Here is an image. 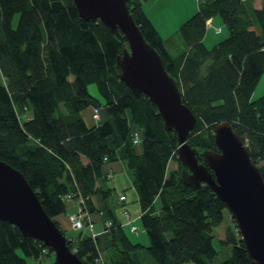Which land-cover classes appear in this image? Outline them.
Returning a JSON list of instances; mask_svg holds the SVG:
<instances>
[{"label":"trees","instance_id":"obj_1","mask_svg":"<svg viewBox=\"0 0 264 264\" xmlns=\"http://www.w3.org/2000/svg\"><path fill=\"white\" fill-rule=\"evenodd\" d=\"M146 1L129 0L130 12L198 117L188 143L200 156L218 151L214 127L228 121L264 179V95L253 99L264 73V7L252 14L245 0H199L180 27L189 50L173 58ZM217 16L229 33L209 48L207 22ZM126 48L124 34L82 18L74 0H0V159L23 174L65 236L58 221L68 212L65 197L80 194L89 215H101L94 199L102 198L113 223L107 260L92 236H66L85 264H140L142 251L157 264H208L219 254L214 230L229 211L210 187L185 184L177 133L146 94L136 95L120 77L118 57ZM92 83L103 100L90 93ZM91 107L107 118L89 123L82 113ZM115 163L132 173L149 246L133 242L117 220V192L106 186ZM219 242L232 246L221 264H252L232 217ZM48 253L42 242L1 223L0 264H29Z\"/></svg>","mask_w":264,"mask_h":264},{"label":"water","instance_id":"obj_2","mask_svg":"<svg viewBox=\"0 0 264 264\" xmlns=\"http://www.w3.org/2000/svg\"><path fill=\"white\" fill-rule=\"evenodd\" d=\"M86 20H101L114 34H124L128 48L118 57L121 79L136 94L156 104L168 130L178 137V157L187 186L210 187L235 221L252 264H264V179L249 151L228 121L214 127L218 151L199 152L188 143L198 117L183 102L177 80L159 52L146 40L131 15L129 0H74ZM201 157L202 162H200ZM17 227L25 237L42 242L55 254V264H85L47 214L23 174L0 159V225Z\"/></svg>","mask_w":264,"mask_h":264},{"label":"crops","instance_id":"obj_3","mask_svg":"<svg viewBox=\"0 0 264 264\" xmlns=\"http://www.w3.org/2000/svg\"><path fill=\"white\" fill-rule=\"evenodd\" d=\"M149 1H146L144 3V8L147 14H148L147 6L149 5ZM245 3L247 4V7L252 14L255 12L256 9H260L264 7V0H245ZM198 5H199V0H197V4L195 2H192L191 4H187L185 1H181V0H151V14H152L151 20L153 21L154 25L156 26V28L159 30L162 37L164 38L165 46L169 54L173 58L179 57L180 55H182L183 53L189 50V46L187 45V43L185 42L181 34L180 27L184 21H186L195 11L198 10ZM155 7L156 9H154ZM156 18L158 20V25H157ZM220 19L221 18H218L217 16V17H214L208 20L207 32L205 36L206 45H207L206 43L207 39L212 38V35H213L212 32L217 34L219 33L217 32V29H220V31H222V27L224 26L225 28V24L223 23V21L221 22ZM221 23H223L224 25L223 24L221 25ZM217 42L219 41H216V43ZM113 169L115 170V174L112 179L114 181L110 182V186L108 187L114 188L117 192L114 205L116 206V209H121L122 211L128 210L126 207L129 203V199L130 198L136 199L135 202L139 204V210L137 211L138 215L134 214L133 219H136V220L134 221L133 225H135V223L138 220V217L142 214V209H141V206L138 200L139 199L138 194L135 188L133 187L132 178L130 177V175L127 174V177L129 179V185H130V186L128 185L127 186L128 188H133V190H135L134 197H130V195L127 194V192H125V189L123 190L118 187L119 186L118 180L121 181L122 179L123 180L125 179L124 177H121V175L124 174V172H126L127 170L126 167L122 163H115L113 165ZM117 176H119L118 180L116 179ZM121 194H125L127 197V201L125 203H120L119 198ZM94 201H95L96 207L99 210L104 212L105 203L102 200V198L99 196L95 197ZM77 207H78L77 203L75 202H71L69 204V208L67 210L68 212L66 213L67 220H68L69 214L77 211ZM105 213L107 215L106 211ZM116 213H117V210L115 214ZM90 216H91V224H87L86 227L82 231L84 232L85 230L84 235H89L92 237H93V234L99 235L97 238L93 237V239L97 241L100 256L103 259L107 260V257L109 256V252L111 250L110 249L111 243L109 241V236H108L109 233H103L105 216L98 215V214H94ZM122 216L123 218L120 219V217L116 214L117 220L119 221L121 225L124 226V229L130 228L131 227L130 225L128 226L125 225L126 219L123 213H122ZM58 221L61 224L62 229L64 231L66 230L68 231L69 229H72L69 220L68 222H66L62 219V217H60ZM90 225H92V228L90 227ZM106 254L108 255L105 256Z\"/></svg>","mask_w":264,"mask_h":264},{"label":"rangeland","instance_id":"obj_4","mask_svg":"<svg viewBox=\"0 0 264 264\" xmlns=\"http://www.w3.org/2000/svg\"><path fill=\"white\" fill-rule=\"evenodd\" d=\"M149 1V0H148ZM181 1H185L187 4H191L192 2H195L197 4V0H181ZM154 2V1H153ZM147 6V5H146ZM149 6V7H148ZM147 6L148 8V16L151 18V0L149 1V5ZM156 9V7L154 8ZM158 13V12H157ZM196 13V11L194 12ZM193 13V14H194ZM192 14V15H193ZM191 15V16H192ZM190 16V17H191ZM220 18V17H218ZM221 22H222V19H220ZM156 21H157V25H158V20L156 18ZM223 23H221L222 25ZM224 25V24H223ZM222 27V26H221ZM219 30V29H217ZM213 35H212V38L210 39H207L206 43H207V47L211 48L215 43L216 41H221L222 39L226 38L228 36V29L227 27L224 26L222 27V31H220L219 33H214L212 32ZM0 79L4 81V78L0 72ZM89 91L92 95H94L95 97H98L100 99H102L99 91H98V88H97V85L95 83H92L89 85ZM262 95H264V73L262 74L255 90H254V93H253V99H258L259 97H261ZM103 100V99H102ZM93 109L94 108H88L87 110H85L82 114L84 116V118L89 122V123H100L101 121H104V119L107 118V114H106V111L101 108L100 109V114H101V119H98L96 120L93 116ZM177 167L176 164H172V166H170V169H173ZM114 174V173H113ZM127 174L130 175V177L132 178V173H130V171L126 170V172H124V174L121 175V177H124L125 179L123 180H118L119 176L116 177V179L118 180V187L120 189H125V192H127V194L130 195V197H134V191L133 188H128L129 185V179L127 177ZM115 179V181H116ZM133 179V178H132ZM114 180H109V182L106 184V186H110V182H113ZM128 185V186H127ZM136 199H132L130 198L129 199V203L127 205V209L128 211L130 212V214L133 216L132 218H134V214L135 215H138V210H139V204L137 202H135ZM156 207L157 209H160V203L159 201H157L156 203ZM117 210V215L120 217V219L123 218L122 216V213L124 214V211H122L121 209H116ZM62 219L66 222H68L67 220V216L66 214L61 216ZM136 220V219H135ZM231 220V215L229 212H226L225 214V222L223 223V225H221L220 227L216 228L214 230V234L217 238L218 241L217 242V248L219 250V254L218 256L215 258V260L213 262H210L208 261V264H221L222 262H224L225 260H227L229 258V256L231 255V250H232V246H222L220 244V240L224 239L225 236H226V230H227V227H228V224ZM136 227H138V231L137 232H132V230H130V228H126L125 231L127 233V235L129 236V238L133 241V242H140V243H143L145 246H149L150 244V240H149V237L148 235L146 234V232L144 231L143 229V224H142V221L141 219L138 217V220L137 222L135 223ZM85 232V230H84ZM79 234L78 231H75V230H72V229H69L68 231L66 230V236L68 238H75L77 235ZM49 253L48 254H45V257L43 259H36V258H28V263L29 264H54V261H55V254L53 252V254H50L49 256ZM108 254H106L105 256H107ZM140 264H157L149 255L146 251H142L141 254H140Z\"/></svg>","mask_w":264,"mask_h":264},{"label":"built area","instance_id":"obj_5","mask_svg":"<svg viewBox=\"0 0 264 264\" xmlns=\"http://www.w3.org/2000/svg\"><path fill=\"white\" fill-rule=\"evenodd\" d=\"M217 32H220V29L217 30ZM93 116L96 120L101 118V114H100V109L99 108H94L93 109ZM133 140H134V144L135 145H140L141 141H142V133L140 130H136L134 131L133 134ZM115 174V170L111 169L108 171V178L110 180L113 179L114 174ZM75 194H68L65 199L66 202L68 204V208H69V204L71 202H75L77 203V211L73 212L71 214L68 215V220L70 222L71 228L75 231H82L87 224H91V216L85 211L84 208V199L83 197L79 194L77 197H75ZM121 203H125L127 201V197L125 194H121L120 198H119ZM67 208V209H68ZM101 215L105 216V222H104V232L103 233H109L111 231V228L113 227V223L112 221L108 218V216L106 215L105 211H101ZM141 216V215H140ZM139 216V218H140ZM124 217L126 219V223L125 225L131 226V230L132 232H137L138 231V227L134 226L133 223L135 221V219L132 218L130 212L128 210L124 211ZM90 227L92 228V225H90ZM99 235L97 234H93L94 238H97ZM102 259L100 258L99 261H101Z\"/></svg>","mask_w":264,"mask_h":264}]
</instances>
